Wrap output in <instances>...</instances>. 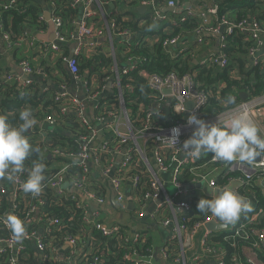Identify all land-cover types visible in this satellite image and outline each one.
<instances>
[{"label": "built area", "instance_id": "1", "mask_svg": "<svg viewBox=\"0 0 264 264\" xmlns=\"http://www.w3.org/2000/svg\"><path fill=\"white\" fill-rule=\"evenodd\" d=\"M119 1L120 0H74L73 5L78 6L84 4L88 7L91 3L95 2L102 11V7L110 4L118 5ZM185 1L186 0H140V5L141 7L144 6L145 10L147 9V11L152 13V21H168L167 28L170 31L168 30L167 33H170L173 27L179 25L180 22L184 21L188 16H197L201 23L193 32V36L198 43H203L206 37L214 33L217 34L221 25L225 26V32L219 39L220 47L221 45L223 46L226 33H232L235 28H239L243 31L249 30L256 40L255 46L251 49L252 58L256 60L259 53H262L264 56V28L258 21L253 20L250 16L237 23L226 17H223L220 21L218 17V7L214 4L211 5L206 12L200 13L199 15L192 11H189L187 15H179ZM0 7H10V5L0 2ZM166 7L173 8L175 11V13H173L174 16H170L166 13ZM52 8L54 7L50 8V12L56 26V37L54 41L49 43L43 42L39 47L42 51H59L62 46L66 44L68 38L76 37L79 40L78 47L74 51V56L70 60L66 57V63L75 83L85 88V98L80 99L73 96L69 91V87L65 84H68L66 81L60 83V91L56 92L54 97L56 99H71V104L62 106L60 108V113L64 114L68 111L73 112L81 123L87 125L89 133L77 137L75 139L76 143L70 145V147H55L48 151L47 155L51 159V168H53L51 176L48 179V185L55 190L57 195L70 198L74 201V204L79 207L83 213L82 219L84 224L92 226L108 240H116L119 242L118 244H120L122 248L117 252L114 251L113 254L116 256L120 255V262L133 261L134 264H139L140 261H143L141 264H152V258L154 253H156V248L150 250L151 254L142 259L139 253L133 248L131 242L133 240L134 242L142 243V241L150 237L149 228L151 223L148 222L146 228L142 226L134 234H131L119 223L108 225L104 221H101L100 217L105 204L108 202V198L98 195L91 189L90 175L92 173L97 175L99 172L98 175H100V177H98L96 181L105 180L104 182L108 185L111 183L116 192L115 201L120 211H130V201H133V212L136 221L137 218L143 219L146 217V209L150 201L161 199L163 204L158 211L160 212L161 209H164L165 213H163V215L165 214L167 216L154 215L152 218L159 224L173 226L174 232L173 238L159 250L163 258L171 260L173 264H199L200 260L198 258L186 261L182 257V241L187 234L188 236L193 235L198 233L201 229H205L203 241L205 252L213 254L215 257L217 256L216 258L218 260L216 264H224L223 251L210 247L207 242L211 231L206 228V223L212 219H217L210 217L206 221H198L187 230L178 216L179 213L190 210V205L185 198L188 186L204 183V185H208L216 190H223L227 187L226 184L222 186L217 185L215 178L209 174L199 175L192 180L190 184L179 182V176L190 160H192V158L188 157L180 149L182 148L183 142L187 137L192 135L195 128L194 125H188L187 117L190 114H195L199 119L209 124L223 123L226 121L227 116H233L231 113H234L236 116L242 114L247 118L246 114L249 112L248 109L257 107V109L251 111V115H249L247 119H251L257 123L261 129V135H264V106H262V104H264V95L253 100L244 101L235 109L230 110L231 115L219 113L209 117H202V110L208 100V96L197 90L191 73H186L182 76L175 72H170L165 75L150 73L144 67H141L143 64L142 62L132 57H128L125 61L126 63L118 64L115 62L114 47H111V56L114 59V65L112 67L114 75L111 77H104L103 79H100L98 76H93L88 79L89 75L80 74V68L76 57L85 49L92 50L96 48L92 47L93 44L89 47H83V43L88 39L92 40L95 37L103 36L106 33V29L104 27H97V25L92 22V19L97 13L89 9L81 16L78 32L75 33L73 31L70 36H67L62 32V18L53 15ZM43 15L42 18L45 19ZM133 18L134 17L130 15L127 19L131 20ZM216 21L219 22L216 24ZM106 22L107 33L113 44L114 36L112 31L116 30L115 22L114 20L111 23L108 21ZM22 36L23 37L19 40H15L8 32L0 33V38L5 43L7 50L21 45L23 39L27 40L31 46L35 45V37L30 31L27 29L24 30ZM116 36L125 37L129 40L132 39V33L128 29L120 30V28H118ZM151 38V40H156L157 35ZM180 40L181 38L179 36L166 38L163 41L164 50L168 52L170 47L178 44ZM208 62H218L222 66L228 64L223 54L218 56L212 55L202 60V64ZM122 64L126 65L124 69L120 67ZM19 66L22 69V74L21 77H17V81L23 86L31 84L32 78L39 74L50 79L42 68L32 67L27 59L20 61ZM133 71H138L143 75L147 79L149 89L159 95L155 101L158 109L155 112L147 113L144 126L140 129H135L133 127L130 116L124 107L119 113H110L107 117L96 116L97 110L100 107L99 100L104 98L100 94L102 90L106 88L107 83L109 84L111 82L113 90L115 89L117 91L115 94L116 99L122 106L124 105V94L126 90H133L131 85H123L121 81L124 75L130 77V73ZM23 75H27V79H24ZM6 76L11 77V74L6 72ZM165 90H169L170 92L166 93ZM166 99H169V107L172 108L176 114L184 115V120H175L174 123L167 126L156 124L155 120L164 116L162 104L166 102L164 101ZM190 101L194 103L191 109L187 106ZM89 111H91V113H89ZM185 115L187 117H185ZM37 121L35 132L41 134V139H39V141H46L44 131L58 128L59 115L58 113H50L42 120ZM101 124L103 125L102 127ZM104 127L109 128V130L120 139L119 144L113 148L109 147L108 141L104 140ZM173 128L180 129L177 145L163 140L171 136V130ZM32 130L33 128L29 129L30 132H32ZM149 141L151 142L150 149L147 147ZM101 154L110 155L108 165L104 167L100 165L99 161ZM261 154L260 161H253L251 164L234 161L226 163V166L229 167L231 171L241 172L240 176L234 177L241 185L248 184L257 173L262 172L264 174V153ZM135 156L141 159L147 172L151 176L149 181L151 191L146 194L144 199H142L143 196L140 194L144 186L141 178L137 174L130 175L128 172L131 161ZM213 160L216 159L213 158ZM73 165L79 168L81 177L77 178L74 174L69 175V169ZM158 173L168 174L167 183L173 188L172 193L166 191L164 182L158 176ZM23 174L24 173L19 174L16 182H12L13 193H8L4 185L0 184V198L3 195H7L10 204L8 212L4 216H0V221L4 224L5 228H7L5 221L9 215H14L19 218L18 208L14 201L18 197V192L21 191L20 184L24 181ZM263 179L264 178H260L261 181ZM65 183H69L67 186L68 188L64 187ZM128 190L130 191V197L128 196ZM39 200L41 199L39 198L38 201ZM35 211V219L42 221V217L39 216L38 207L36 205L33 206L31 211L26 213V219L23 221L26 227V234L20 242L14 240L12 235L8 238L0 237V251L9 254L11 264H103V259L99 255H93V259H89L90 261L88 259H85L84 262L81 261L82 256H84L83 251L85 244H83V241L86 238L85 235L81 237L73 233H68L62 236L60 240H52V238H50V228L57 223L56 217L45 228L27 229V226L34 221L31 213ZM261 213L262 210L260 209L252 216L251 220L258 218ZM244 226L245 224L241 225V227ZM254 232L257 235V245L264 248V228ZM238 234H240V229L234 228V236ZM32 242L35 243V248L33 250L30 247ZM176 242L179 244V248L177 247L178 249H176L175 246ZM259 262L264 264L262 260H259ZM246 263L258 264L256 254L252 252V254L247 257Z\"/></svg>", "mask_w": 264, "mask_h": 264}, {"label": "trees", "instance_id": "2", "mask_svg": "<svg viewBox=\"0 0 264 264\" xmlns=\"http://www.w3.org/2000/svg\"><path fill=\"white\" fill-rule=\"evenodd\" d=\"M2 3H8L10 7H0V33L8 32L15 40H19L23 36L24 30L33 28L41 30L48 25L47 21L42 18L44 7L47 5L52 8V14L62 18V32L70 36L74 31V24L78 18V6H74L72 0H0ZM214 5L218 7V17L220 21L226 17L237 23L250 16L253 20L258 21L264 28V0H214ZM105 6L107 9H110ZM119 9L112 10L113 20L116 30L112 31L115 38L117 29H128L132 33V39L124 44L118 43L115 50L116 63H124L128 57L137 58L150 73H159L162 75L170 72L182 76L186 73L193 75L195 85L198 91L205 93L208 100L202 110V117L213 116L229 109H232L243 103L240 93H248V101L259 98L264 95V56L259 53L257 59L254 60L251 55V49L255 46L256 40L252 33L247 30L243 31L235 28L232 33H226L223 46L220 47V54H223L228 64L222 66L218 62L202 64V60L198 63L194 62V53L192 49L186 50L176 56H172L163 48V41L166 38L179 36L182 38L185 34H193L195 29L201 23L197 16H188L179 25L173 27L170 33L158 29V22L152 21V13L145 11L139 14L136 18L135 13L139 12L140 0H120ZM170 16H174L170 11H166ZM133 19H127L129 16ZM44 16V15H43ZM97 27L103 28V20L100 14H97L92 19ZM219 21H216V24ZM168 24V21L166 22ZM155 24V27L148 30L150 25ZM157 35L156 40L150 38ZM113 38V39H114ZM210 36L206 37L203 43L195 42V47L205 45ZM5 44V43H4ZM20 46V45H19ZM16 46L14 48H17ZM13 48V49H14ZM29 48V47H28ZM22 49V47H20ZM34 47L28 49L31 56L21 57L22 61L27 59L34 68H42L50 80L57 83L70 81L69 70L67 69L66 57L63 53V47L59 51L43 50L42 55L31 52ZM39 57L40 64H34L31 59ZM80 74L89 75L88 79L93 76H98L100 79L111 77L114 75L112 67L114 59L102 47L93 48L91 51L86 49L76 57ZM126 63V62H125ZM10 68L4 69L0 67V115H5L8 118V123L13 127L18 126L21 122L18 119L19 111L25 108H30L36 120H42L46 115L58 113L59 125L57 129L45 130L44 135L46 141H39L41 134L38 132H28L25 135L33 146H38L39 154L31 155L25 161V169L23 179L27 178V169L32 167L34 161L42 162L46 165L44 172L43 190L38 196L26 194L22 190L19 191L18 197L15 199V204L18 208V217L22 221L26 219V213L31 211L33 206H37L39 216L42 221L35 219L36 213H31L33 223L27 226V229L45 228L55 218L57 223L50 229V238L52 240H60L62 236L68 233H73L77 236H86L83 241L85 259H93V255H99L103 259V264H134V262H120V255H114V251H118L121 247L116 240H108L102 236L92 226L83 223L82 211L74 204V201L64 196H59L55 190L48 185V179L51 176L53 168H51V159H48V151L55 147H70L75 144V139L89 133L87 125L79 121L73 112L60 113V108L64 105H70L71 99L62 98L56 99L55 91L52 89H44L42 85L32 80L31 84L23 86L17 81L18 75L11 74V77L6 76ZM130 77L124 75L121 83L123 85H131L132 90L127 89L124 94V105L122 106L116 96H108L99 100V109L96 116L107 117L110 113H119L124 107L127 110L131 123L135 129L143 128L147 113L155 112L156 99L158 94L150 90L147 84V79L138 71L130 73ZM184 115L176 114L171 108L168 115L160 119H156L157 125L167 126L174 123L175 120H184ZM191 137V136H189ZM187 137L186 139H188ZM104 140L108 141L109 147L113 148L118 145L120 139L114 135L109 128L104 127ZM151 142L147 143L150 149ZM110 155L101 154L99 161L102 167L108 165ZM129 174H137L142 180L143 187L140 194L145 198L146 194L151 191L150 179L151 176L147 172L145 165L138 156H135L129 167ZM74 174L75 177H81V172L77 166H71L69 175ZM99 174V172H98ZM92 173L90 175L91 189L98 195L106 196L108 184L105 180L96 181L100 175ZM212 175L217 185H225L232 178L240 176L241 172L231 171L226 166V162L213 160L212 153H205L200 159H192L185 167L179 176V182L188 184L199 175ZM260 178H264L262 172L257 173L248 184L238 188V192L249 199L252 211L241 216L235 228L240 229V234L234 236V228L232 230L213 231L207 239L208 245L223 251L224 264H247L246 259L248 252H253L256 257L264 261V248L257 245V235L254 231L264 228V191ZM260 181V182H259ZM0 184L2 181L0 180ZM140 190V189H139ZM138 190V192H139ZM41 199L38 201V199ZM201 198L211 197H187V202L190 205V210L179 213L178 216L186 228H191L198 221H206L211 214H202L198 212L197 204ZM42 201V202H40ZM10 209L9 197L3 195L0 198V216H4ZM262 213L255 220H251L254 213L259 210ZM164 209L158 213L163 215ZM134 214V212H133ZM100 220L103 219L100 217ZM245 224L244 227H241ZM130 231L129 227L125 228ZM11 235L10 231L4 227L0 221V237L8 238ZM153 236L146 238L142 243L131 241L133 248L139 253L140 257L151 254L150 250L154 249ZM176 249L179 244L175 243ZM178 247V248H177ZM123 253V251H122ZM122 255V254H121ZM89 260V261H90ZM119 261V262H118ZM143 263L140 261L139 264ZM0 264H11L9 254L0 251Z\"/></svg>", "mask_w": 264, "mask_h": 264}, {"label": "clouds", "instance_id": "3", "mask_svg": "<svg viewBox=\"0 0 264 264\" xmlns=\"http://www.w3.org/2000/svg\"><path fill=\"white\" fill-rule=\"evenodd\" d=\"M154 27L155 24L150 25L148 30ZM18 119L21 123L13 127L8 123L7 116L0 115V180L16 182L19 174L26 171L25 161L40 152L39 147L33 146L25 135L38 123L32 110H20ZM187 123L195 128L180 149L192 159H200L203 154L212 153L217 161L251 164L264 153V135H261L259 125L251 119L237 116L224 123L209 124L195 114H190ZM179 135L180 129L173 128L171 136L163 140L177 145ZM45 168L44 163L34 161L32 167L27 169V178L20 184L24 193L35 197L42 192ZM210 191L211 198H201L197 209L199 213L211 214L220 222L221 228L236 224L242 215L252 211L250 203L230 186ZM5 223L14 240L20 242L26 234L24 222L9 215Z\"/></svg>", "mask_w": 264, "mask_h": 264}, {"label": "crops", "instance_id": "4", "mask_svg": "<svg viewBox=\"0 0 264 264\" xmlns=\"http://www.w3.org/2000/svg\"><path fill=\"white\" fill-rule=\"evenodd\" d=\"M8 1H10V0H8ZM27 1H31V0H27ZM73 1L74 0H72V3H73ZM213 4H214L213 0H186L183 8L181 9V11L179 13V15H187L189 11L196 12V14L199 15L200 13L206 12V10ZM85 7H87V6L84 4L78 5V12L79 13H78V18L76 19V22L74 24V32L77 33L78 29H79L78 19L82 16V14L86 10L90 9L91 11H94L97 14L101 15V18L104 22L103 23L104 28L106 29V33L101 37H95L92 40L88 39L85 43H83V47H89L90 45L93 44L92 47H102L106 51V53L110 54V53H112L111 47H117L118 43L124 44L125 42H127L129 40V39H126L125 37L115 36V38L113 39V44H112V41L110 40L109 35L107 33L108 31H107V27H106L107 26L106 21H108L109 23H111L113 21V16H112L111 11L119 9L118 5L114 4V7L109 6L110 9H107L106 7H102V11L95 2L91 3L87 8H85ZM50 8L51 7H48L47 5H45L44 14L46 13V11H48V10L50 11ZM140 9H141V7L139 8V12L135 13V15H136L135 17H139V14H143V13H145V11H147V9L144 11H140ZM166 11H170L171 13H175V11L172 8H168V7H166ZM158 29L163 30L165 32H167L169 30L167 28V23L163 22V21L158 22ZM27 30L30 31L31 34L35 37L36 42H35L34 46H31L27 40L23 39V42L21 43V45L19 47L11 49V50H7L4 42L0 38V67H2L4 69L10 68V71H9L10 74H15V75H18L20 77L22 74V69L19 66L20 62L16 61V60H19L21 57H24V56L30 57L31 53L29 54V52H28V49H30V47H34V50H31V52H33V55L37 54V53L42 55V50H40L39 46L43 42L49 43V42L45 41V39H44V37L48 33V25L46 26V28L41 29V30H37V29H33V28H27ZM41 35H45V36L42 38ZM214 35H215V33L210 35V38L206 41V43H204L205 45H201L200 47H198V45H196L195 47H193L195 45V42H196L193 34H185L182 36V38L178 44H175L172 47H170V50L168 52L172 56H176L178 53L180 54L181 52L183 53L186 50L192 49V53H194V56H195L194 62L198 63V61H201L203 58L204 59L209 58L212 55H217L220 53V50H219V52L215 50L217 39ZM151 39H153V38H151ZM78 44H79V40L76 37L68 38V41L66 42V44H64L62 46L63 47L62 52L66 53L67 57H69V55L71 53H74V51L77 49ZM20 47H22V49H20ZM87 51H91V50L87 49ZM31 60L34 64H40V62H41V59L39 57H37V58L34 57ZM67 69L69 70L68 66H67ZM69 74H70V81L68 82L65 80L66 82H68V84L67 83H65V84L69 87L70 93L75 97H78L80 99H84L85 98V88L82 85H78L75 83L70 71H69ZM32 80L38 81L44 89H52L55 91V93L60 91V88H59L60 83L52 81V80L48 79L47 77H45L44 75L42 76V74H39L38 76L33 77ZM61 83H64V81ZM112 87L113 86L111 83L110 84L107 83L106 88L102 90L100 95L104 98H106L108 96H115L117 91L115 89L113 90ZM168 100L169 99L164 100L166 102L164 104H162V111L166 115L169 114L170 109H171L169 107V101ZM89 113H91V111H89ZM185 117H187V116L185 115ZM102 126L103 125L101 124V127ZM36 127H37V125H35L33 127L32 132L36 131ZM48 159H50L49 156H48ZM158 176L164 182L166 191H168L169 193H172L173 189L167 183L168 182V174L167 173H158ZM1 181H2V184L4 185L6 191L8 193H13L12 182L8 181L7 179H2ZM190 183H188V184H190ZM226 185H227V187L230 186L233 191L240 194L238 192V188L242 185L240 184L239 181H237L233 178ZM66 188H68V187H66ZM210 189H212L213 191H217L216 189H213V188L209 187L208 185H204V183L201 184V186H197V185L188 186L187 187V193L185 194V198L187 199V197H189V196L211 197ZM262 190L264 191L263 186H262ZM127 192H128V196H129L130 191L128 190ZM243 197L245 198L246 201H248L250 203L248 198H246L245 196H243ZM107 198H108V202L105 204L103 212L101 214V218L103 219V221L108 225H112L114 223H119L124 228L129 227L130 231H128V232L131 234H134L142 226L144 228H146L148 225V222H150L151 226L149 228V233H150L149 236H153V241H152L153 245L155 248L158 247V249L156 250V253H154V255H153L152 264H173L171 260L163 258L161 256V254L159 253V250L161 249V247L164 244L168 243L173 238V236H174L173 226L159 224L156 221H154V219L152 218V217H154V215H158V213H159L158 209L163 204L161 199H156V200L150 201V203L146 209V215H145L146 217L143 219L137 218V221H136L135 216L133 214L134 209L127 211V212H122L119 210V207L115 201V197H114V201L112 202V200H111L112 189L109 185H108V191H107ZM254 214H253V216H254ZM233 228H235V224L229 225V228L227 230H232ZM187 230H188V228H187ZM220 231H222V230H220ZM204 232H205V229H201L196 234L189 235V236H188V234L186 235V237L182 241V247H181L182 257L186 261H190V260H194L195 258H198L200 260L199 264H216V262L218 260L216 258L217 256L215 257L213 254L205 252L204 245H203ZM211 232H213V231H211ZM34 245H35L34 242H32L30 245L32 250L35 248ZM251 254L249 251L248 256H250ZM256 260L258 261V264H263V263L259 262V260H260L259 258L256 257Z\"/></svg>", "mask_w": 264, "mask_h": 264}, {"label": "water", "instance_id": "5", "mask_svg": "<svg viewBox=\"0 0 264 264\" xmlns=\"http://www.w3.org/2000/svg\"><path fill=\"white\" fill-rule=\"evenodd\" d=\"M110 6H111V7H114V4H110ZM172 9H173V8H172ZM144 10H145V7L142 6L141 9H140V11H144ZM44 16H45V20H46L47 23H48V33H47L46 36H45V35H41V37L43 38V37L45 36V37H44L45 41H47V42H52V41L55 40V37H56V26H55V24H54V22H53V20H52L51 12H50L49 10L46 11V13L44 14ZM80 22H81V17L78 19V23H79V24H80ZM224 32H225V26H224V25H221V27H220V29H219V32H218L217 34L214 35V36L216 37V39H217L215 50L218 51V52H219V50H220V42H219V39H220L221 35H222ZM39 36H40V35H39ZM73 56H74V53H71L67 59L70 60ZM120 67H121L122 69H124V68L126 67V65H125V64H122V65H120ZM23 78H24V79H27V75H23ZM110 83H111V82H110ZM110 83H109V84H110ZM165 92H166V93H169L170 91H169V90H165ZM240 97L242 98L243 101H246V100L248 99V93H246V92H242V93H240ZM193 105H194V103L191 102V101L187 104V106H188L189 109H191V108L193 107ZM261 155H262V154H261ZM261 155L258 156L254 161H260V159H261ZM68 185H69V183H65V184H64V187H67ZM109 185H110V187H111V189H112V198H111V200H112V202H113V201H114V197H115V193H116V192H115V190L113 189L111 183H110ZM261 185L264 187V179L261 181ZM197 186H201V184H198ZM129 197H130V196H129ZM129 207H130L131 210L134 209V203H133V201H130V205H129ZM219 224H220V222H218V221L215 220V219H212V220H210V221H208V222L206 223V228H207L209 231L227 230V229L229 228V226L226 227V228H221V227L219 226ZM157 249H158V247L156 248V250H157Z\"/></svg>", "mask_w": 264, "mask_h": 264}, {"label": "rangeland", "instance_id": "6", "mask_svg": "<svg viewBox=\"0 0 264 264\" xmlns=\"http://www.w3.org/2000/svg\"><path fill=\"white\" fill-rule=\"evenodd\" d=\"M110 54H111V53H110ZM246 101H247V100H246ZM262 106H264V104H262ZM236 107H237V106H236ZM236 107H234V108H232V109H235ZM255 109H257V107H256V108H252V109H251V108L248 109V111H249V112H248V115L246 114V115H247V118H248L249 115H251V114H250L251 111H253V110H255ZM230 110H231V109L227 110L226 112L221 113V114L226 113V115H231V114H233V116H232V115H231V116H227L226 121L232 119L233 117H237V116H242V117L246 118V117L243 116L242 114H238L237 116L234 115V113H231V114H230ZM226 121H224V122H226ZM224 122H223V123H224ZM172 189H173V188H172Z\"/></svg>", "mask_w": 264, "mask_h": 264}, {"label": "bare ground", "instance_id": "7", "mask_svg": "<svg viewBox=\"0 0 264 264\" xmlns=\"http://www.w3.org/2000/svg\"><path fill=\"white\" fill-rule=\"evenodd\" d=\"M248 115V114H247Z\"/></svg>", "mask_w": 264, "mask_h": 264}]
</instances>
